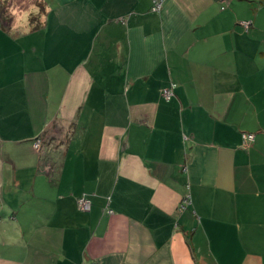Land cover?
Listing matches in <instances>:
<instances>
[{
	"label": "crops",
	"instance_id": "0c3cea01",
	"mask_svg": "<svg viewBox=\"0 0 264 264\" xmlns=\"http://www.w3.org/2000/svg\"><path fill=\"white\" fill-rule=\"evenodd\" d=\"M160 1L0 12V264H264V0Z\"/></svg>",
	"mask_w": 264,
	"mask_h": 264
},
{
	"label": "built area",
	"instance_id": "2783aa9c",
	"mask_svg": "<svg viewBox=\"0 0 264 264\" xmlns=\"http://www.w3.org/2000/svg\"><path fill=\"white\" fill-rule=\"evenodd\" d=\"M162 7V1L160 0H153V5L151 8V12L153 13H159ZM244 26L247 28L248 23H244ZM176 85L174 83H170L168 87L161 90V97L164 101L169 102L173 97V91L175 89ZM254 140V135L252 134H242V142L243 146L247 147L249 146ZM41 147V141L36 139L34 142V148L36 150H39ZM189 196H187L185 199H183L181 204V209L183 210L185 207L189 204ZM77 207L80 211L88 213L91 210V201L88 199L85 195H82L80 198L76 201ZM109 213H112V211H109Z\"/></svg>",
	"mask_w": 264,
	"mask_h": 264
},
{
	"label": "rangeland",
	"instance_id": "374dc122",
	"mask_svg": "<svg viewBox=\"0 0 264 264\" xmlns=\"http://www.w3.org/2000/svg\"><path fill=\"white\" fill-rule=\"evenodd\" d=\"M38 3H39V0H0V12H2L4 14V16L6 17L7 13L9 15L12 14V12L10 11L11 9H19L20 11L21 10L28 11V9L31 6L38 5ZM29 24L30 23L28 22V28L30 30L25 31L24 27L17 26V21H16V23L13 25V27L11 29L12 30L11 32L14 35H17V34L20 35V34H23L26 32L30 33L32 27ZM83 213H85V212H83Z\"/></svg>",
	"mask_w": 264,
	"mask_h": 264
},
{
	"label": "clouds",
	"instance_id": "9594fccd",
	"mask_svg": "<svg viewBox=\"0 0 264 264\" xmlns=\"http://www.w3.org/2000/svg\"><path fill=\"white\" fill-rule=\"evenodd\" d=\"M49 11L51 9H48ZM12 15L17 17V26H22L25 28V31H29L28 28V18L30 15H38L39 14V8H37L35 5L31 6L28 11L21 12L19 9H11ZM44 20V17L41 16V21Z\"/></svg>",
	"mask_w": 264,
	"mask_h": 264
},
{
	"label": "trees",
	"instance_id": "16d2710c",
	"mask_svg": "<svg viewBox=\"0 0 264 264\" xmlns=\"http://www.w3.org/2000/svg\"><path fill=\"white\" fill-rule=\"evenodd\" d=\"M31 23H33V22H31ZM33 25H34V23H33ZM34 27H37V26H34Z\"/></svg>",
	"mask_w": 264,
	"mask_h": 264
}]
</instances>
